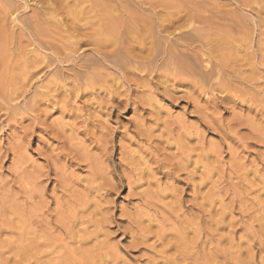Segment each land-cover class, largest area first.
<instances>
[{
    "label": "rangeland",
    "instance_id": "374dc122",
    "mask_svg": "<svg viewBox=\"0 0 264 264\" xmlns=\"http://www.w3.org/2000/svg\"><path fill=\"white\" fill-rule=\"evenodd\" d=\"M11 1L23 6L22 0ZM48 1L52 4L56 2L55 0ZM189 1L190 7L188 6L189 2L187 5L184 1L182 9H186L188 6L203 13V15L213 17L212 20L214 19L211 21L215 25L213 23L212 25L211 21L208 23L210 28L212 26L211 30L205 29L207 43L204 53L208 59L206 57L204 59H207L206 67L212 71L211 79L207 85L203 88L194 86L191 81L183 76H176V79L169 76L168 80L163 73L159 77L136 78L139 85L131 82L133 79L128 77L129 82H131L130 86L124 83L121 88L124 89L125 87L126 89L122 90L119 87L121 89V93L118 91L119 96L113 94V97L116 96L115 101L107 102L108 106H112V110L110 106L106 107L105 104L106 97H108L107 92L98 94L97 89L87 88L82 96L79 94L76 98L75 95L77 94L71 90L75 89L74 84L76 83L71 77L70 79H62L65 84L64 88L57 89L62 93L58 91L48 93L47 85H52L51 82L54 81L55 76L51 77L48 72L50 69L43 68L47 60H43L44 62L38 60V62L41 61L39 64L32 62V67L30 66L31 69L28 71L31 72L32 70L34 75L31 79L29 77L30 81L27 78L29 82L28 85L24 83L26 84L25 87L24 84L20 86L15 79L10 80L13 76L22 77L25 72L24 60L34 58L36 54H40L41 59L45 56H52V53L60 50L56 49L54 52L56 46L60 48L61 43H58L57 31L50 29L51 33L47 31L46 37L41 38L53 46L55 45V47L53 50L46 52L43 50V52L35 45L28 33L29 30L19 29L21 25L11 21L16 14L8 18L6 22H0V186L3 185L5 189L11 190V193L15 195L16 203L23 205V201L29 195H24L21 191L23 189L19 178L21 179L24 173L27 174H25L26 176L31 174L33 177L36 176L34 178H39L37 182H40V186L38 185L36 189L31 191L36 190V193H33L35 197L30 193L32 200L29 201V204L30 202L32 204L40 203L43 207L42 212L48 213V221L51 223L50 228L45 230H40L43 228L40 225H34L38 226V229L40 227L39 230L34 227L35 236L41 234L40 237H46V244L42 246L40 251L42 256H38L42 260L41 263L58 264L56 259L60 255L63 257L72 256L76 259L77 256H73L71 250L76 244L79 246L76 243L79 237H88L89 240L85 245H82V248L91 250L98 248L99 251H94V254L98 253L101 256H95L93 264H164L169 258L176 259L177 264H264V0ZM31 2L33 3L30 4V7L34 8L36 0H31ZM109 2L106 4H110V9L115 10V3ZM163 6L157 7L156 12L166 11V7ZM100 8L102 6L94 8L95 11L91 9L92 13L99 12L98 9ZM18 15L22 19L28 18L32 12L30 9L20 10ZM229 15H233L230 18H238L237 20L241 21L242 27L232 29ZM219 19L224 21H219ZM243 19L247 20L245 24ZM241 28L243 29L241 30ZM259 32L262 33V36ZM25 35L28 39L25 38ZM226 36L240 42L236 41L238 46L237 43L234 45L237 55H240L236 56L237 59L239 58L237 62L232 63L234 55L228 59V62L221 60L215 51V42H223L222 40L227 38ZM243 42L244 46L250 47L247 50L250 52L249 54L246 53L247 48L242 47L243 44L241 43ZM30 43L34 45H30ZM193 47L194 51L197 52L199 46L194 44ZM243 50L248 58L251 55L249 60L245 56L243 58L244 54L241 53ZM246 59L249 64L246 63ZM241 60L243 61L241 62ZM36 63L37 68H33ZM70 63L58 64V66L60 69H64L65 74L69 75L71 74L70 69L73 68ZM234 63L236 64L234 65ZM105 68L95 66L96 71L100 73L115 72V70ZM250 68L251 71L253 69L251 73ZM65 69L69 71L66 72ZM137 74L139 73L137 72ZM71 82L74 84H70ZM133 83L135 84L133 85ZM51 87L54 89L53 85ZM67 88L74 94L70 93L72 95L66 98L68 91H70ZM18 90L23 92H20L21 96ZM16 92L20 98L12 104L23 105L25 101H28L31 106H34L30 109L33 114H28L29 111L16 112L15 114L6 112L5 102H8V97L11 95L14 99L17 98ZM124 93L129 94L131 99ZM121 95L126 99L121 100ZM64 98L65 101H63ZM97 98H104L105 101L102 102L107 109H110L107 111L103 107V103L101 104L103 111L99 106L98 109L95 102ZM118 101L121 103L119 104ZM35 115L36 117H34ZM40 115L43 116L39 117ZM44 123L45 125H43ZM60 123L64 125L60 126ZM46 125H48L47 130L45 129ZM58 126L61 129L64 128L62 132L59 131L60 133L64 131L66 138L70 137L68 138L69 145H67L68 139L64 138L65 141L63 137L61 138L62 134H59ZM48 127L54 129V134L58 132V137L53 135V139V136L51 137L53 133H50L52 130L50 131L51 128L48 129ZM184 135L183 139L179 137ZM98 138L101 140L98 141ZM59 139H63L61 144ZM93 141H98L99 144ZM63 142H67L66 145ZM182 145L189 148L188 151ZM104 146L106 150H104ZM201 147L204 149L205 160H203L207 161L205 162L207 167L205 178L201 176L202 170L199 169V171L196 168L199 165L190 164L198 159V154L201 155V151H203ZM64 148H66L68 155L60 154ZM83 149L93 156L101 157V160L105 157L104 160L106 159L108 169L110 167L109 171L113 168L116 173L122 172V168L128 166H125L124 159L126 156L122 155V151L125 149L131 157L135 156V159L139 157L141 169L146 168L147 172L151 174L150 177H153L151 179L149 173L146 176L145 170V176L141 182L143 186L138 185L139 182L137 183L138 186H134V184L129 188L125 183L127 181L123 180L122 185H117V189H115L116 186L111 188L114 191L109 189L103 190L104 193L102 191L94 193L95 195L91 193L89 199H86L88 200L85 203L86 206L77 205L76 208L79 216L86 222L84 225L76 226L74 231L77 233L72 231L74 235H71L73 234L69 230L71 225L69 227L65 225L63 229L61 228L62 230L52 226H55L53 222L60 225L55 216L59 206L62 205L66 210L67 202L75 203L76 199H73L74 197L69 191V195L62 192L63 187H65L64 184L58 181L60 180L59 176L57 179L55 174L54 177L52 172L49 174V171L55 162L61 164V169L68 160L65 164L67 168L65 166L63 168V173L66 172L64 176H70V181L67 183L73 185L74 189L72 188V190L85 188L86 186H83L86 185L84 180L89 178L86 167L88 163L86 160V163L84 162V157L81 160L78 156L80 154H77L79 150ZM70 150L74 152L71 151L72 153L69 154L68 151ZM102 153H107L108 158L106 154L103 156ZM185 153L191 155L188 156V158H192L190 163L187 161L189 159H186ZM19 156L24 158L22 161V169L26 171L24 173L12 163ZM50 157L52 162L54 161L52 166L49 165L52 162L48 161ZM76 157H79L83 162L81 163ZM184 158L187 161L185 168L182 164ZM71 160L73 162H70ZM119 161L122 163L124 161V163ZM170 163L175 164H172L174 167L177 164L179 166L182 164L184 170L177 166L178 168H175L176 171H174ZM178 169L181 171L177 172ZM59 172L61 171H58L57 175H60ZM45 173L47 179L44 177L46 175L43 176ZM115 178L112 177L114 183H116ZM19 188L22 194L19 193ZM39 189H42V192ZM66 196L68 199H65ZM138 210L144 215L146 213L145 216H142L143 218L141 217V222H143L141 227L145 231L146 237L140 240L137 237L139 226H134L136 223L132 224L138 220L137 215H135ZM172 222L176 226L174 230L171 225ZM183 222L195 223L197 228L185 230L184 228L188 224H181ZM79 230H86V234L78 232ZM39 232L40 234H38ZM161 232L168 233V235L164 237L165 239L159 240L156 235ZM171 232H173L172 235ZM178 233L183 235V238L193 239L187 248L182 245L178 246V244L174 246V243L177 242L174 237L179 235ZM184 233L186 234L184 235ZM35 236L31 237L37 241ZM15 238L16 235L9 234L2 237V239ZM163 252L167 253L164 254ZM8 256H12V254L9 253ZM19 256L15 258H20ZM11 258L15 259L14 257ZM20 259L17 261L21 262ZM164 259L165 261L162 262ZM31 260L30 263H36H33V259Z\"/></svg>",
    "mask_w": 264,
    "mask_h": 264
},
{
    "label": "bare ground",
    "instance_id": "6f19581e",
    "mask_svg": "<svg viewBox=\"0 0 264 264\" xmlns=\"http://www.w3.org/2000/svg\"><path fill=\"white\" fill-rule=\"evenodd\" d=\"M55 1L56 2H53V4H52V3H49L48 0H38V1L36 0V2H35L36 5L34 6V8H31L30 4L33 3V2H31V0H22L23 6L15 3L11 0H0V22L2 21L4 23L7 21L8 18L13 17L14 14H16L12 18L11 21L14 23L17 22L18 24H20L21 26L19 29H22L24 31L29 30L28 33H29L30 37L35 42V45L37 46V48L41 49L42 51L45 50V52H46L47 50H53L55 47V45L53 46L52 44L42 40L43 38H41V37H44V38L46 37L47 31H50V33H51L50 29H54L55 32L57 31V34H58L57 40H58V43L59 42L61 43L60 48H57V46H56V48L54 49V52H56V51H58V52L52 53L53 54L52 56H45L44 55L45 57L41 59V55L36 54V56L34 55V58H30V59L26 58L27 61L24 60L23 65H24V71L26 73L24 72L22 77L21 76H18V77L13 76L10 79L12 81H13V79H15L16 82H18L20 86H22V84H24V83H27V85H28V82L30 81L29 77L31 79V77H33V75H34L32 73V70H31V72L28 70L31 69L32 62L35 63V62H38V60H42V62L47 60V62H45L46 64L44 65L43 68L50 69V71H48L50 76L51 77L55 76L54 81L51 80L52 81L51 84L53 85L54 89L51 87L52 85L51 86H49L50 84L47 85L48 93H51V92L55 93L57 91L62 93L61 91L57 90V89H63L64 88L65 84H64V82H62V79L63 80L65 78L70 79V77H71L72 79H74L73 82L76 83V84H74L72 82L70 83L72 85L74 84V86H75L74 90L71 89L75 94H77V95H75V97L78 96L79 94L82 96V94L86 92L87 88H90V89L92 88L94 90L97 89L98 90L97 92H99L98 94H102L104 92H107L106 94H108V97H106V102H105L106 107L110 106V105L108 106L107 102L112 103L113 101H115L116 96L117 97L119 96V92L121 93L120 90L122 89L121 88L122 85L124 86V83L125 84L127 83L128 85L131 84V82L137 83L138 80L136 78H139V77L141 79L143 77L145 78V76L159 77L160 74L162 75V73L165 75V77H167V79L169 78V76H172L174 79H176V76H181V77L183 76L188 81H191L194 86H199L202 88L205 85H207V83L209 82V79H211L210 76L212 75V71L208 67H206L205 62H207L206 60L208 59V57L206 56V53H204V51H205V47H206L205 44L207 43V41H206L207 36L205 33V29L209 28L211 30L212 26L210 28L208 23L212 20L213 17H210L206 14L203 15V13H200V12L194 10L193 8H189L191 5L189 0H183V1H180V0H158L159 2L155 1V0H106L107 2L110 1V2L115 3L116 9L115 8L114 9L116 11L113 10V8H111L112 9L111 10L109 7L110 4L107 5L106 1H105V3H103L104 0H55ZM184 1L186 2V4L189 2V5L187 4L189 7L187 6L186 9L185 8L182 9V6H184L183 5ZM193 1L194 0H192V2ZM165 3L167 5L163 6V4H165ZM103 4H106V5H103ZM186 4H185V6H186ZM99 6H102V8L98 9L99 12H96L93 14L91 9L94 10V8L96 9V7H99ZM159 6H163L164 8L166 7V9L168 11L163 10V11H161V13H157L156 8ZM246 6H247V4H246ZM111 7H113V6L111 5ZM27 9H30V11L32 12V15L28 16V18L22 19L18 14L20 13V10L24 11ZM162 12H164V13H162ZM218 15H219V13H218ZM230 16H233V15H229V21L232 23L230 25V27L232 29L242 27L240 25V24H242L241 21L237 20L238 18L234 19V18H230ZM222 20L219 19V21H222ZM212 21H211V24L213 23ZM263 21H264V19H263ZM243 22L245 24V22H247V20L245 21V19H243ZM242 29L243 28H241V30ZM244 30H245V28H244ZM259 33H260V35L262 34L261 32H259ZM54 34H56V33H54ZM246 34H244V35H246ZM22 35H24V34H22ZM216 36H217V34H216ZM213 37H215V36H213ZM249 37L250 36L248 35V38ZM25 38H27L26 35H25ZM28 41H30V40H28ZM217 41H219V40H217ZM222 41L223 42L219 41L220 43L215 42V44H214V48H215V51H216L218 57L221 60H227V62H228V59L234 55L233 56L234 59L232 58V60H233L232 63L239 61L238 60L239 58L237 59L236 56H240V55L239 54L237 55L236 50H234V49H236L234 45L237 43L236 41H238V40L237 39L234 40V38H232V37L231 38L227 37V38H224ZM194 44H196L197 47L199 46L197 52H195L193 49ZM241 44H243L242 47H245V49L247 48L246 46H244V42ZM30 45H34V44L30 43ZM236 45L238 46V43ZM245 45H246V43H245ZM248 46H250V45H248ZM240 47H239V49H240ZM249 48L250 47H248L246 49V53L248 52L247 50ZM56 49H60V50H56ZM87 50H88V53H86ZM241 53L244 54L243 58H244V56L245 57L248 56V55L246 56L244 50ZM249 53L250 52H248L247 54H249ZM249 56H250L249 58H251V55H249ZM205 57L207 59H204ZM235 58H236V61H234ZM249 58H248V60H249ZM242 61L243 60H241V62ZM39 62H41V61H39ZM39 62H38V64H39ZM69 62H71L70 64L73 66V68H71L70 71L67 70L71 73V74L67 75V74H65L64 69L59 68L58 64L62 65L63 63H69ZM224 62H226V61H224ZM246 63H247V59H246ZM42 64L43 63H41V65ZM235 64L236 63H234V65ZM247 64H249V63H247ZM234 65H232V66H234ZM252 65H250V66L253 67ZM95 66H100V67L103 66V67H106L107 69L115 70V72L100 73V72L96 71ZM34 67L37 68V63H36V66L34 64L33 68ZM65 71H66V69H65ZM252 71H253V69H252ZM252 71L250 68V73ZM137 72L139 74L140 73H142V74L139 75V74H137ZM217 73H215V74H217ZM128 77H131L130 78L131 80L133 79V80H137V81L132 80L131 82H129L130 79ZM27 78L29 81H27ZM58 79H59V81H58ZM135 83H133V85ZM136 85H139V84L137 83ZM25 86H26V84H24V87ZM119 87L121 89H119ZM67 89L70 90L69 88H67ZM124 89H126V88L124 87ZM124 89H122V90H124ZM15 90H17V89H15ZM71 90L68 91L69 93L67 92L68 95H66V92L64 90L66 98H67V96H69V95L71 96L72 94H74L73 92H71ZM20 92L21 91H19L18 93L21 96ZM126 92H127V90H126ZM18 93H17V96H18ZM21 93H23V92H21ZM70 93H72V94H70ZM35 94H37V93L35 92ZM46 94H45V97H46ZM113 94H116V96L114 95L115 97H113ZM125 94L126 93H124V95ZM128 95L126 94V96H128ZM20 96H18L17 98L15 97V99L13 98L12 95L8 97V102H5L6 107H4L8 114H10V113L15 114L16 112H23V111H25V112L29 111L28 114L32 113L30 109H32V107H34V106L33 105L31 106V103H29L28 101L27 102L25 101V103L23 105H19L17 103L15 105L12 104V102H14L16 99L20 98ZM120 97H121V100L124 99L123 98L124 96L122 97V95H121ZM128 98H129V96H128ZM6 99H7V97H6ZM129 99H131V97ZM65 100L66 99L64 98L63 101H65ZM103 100H104V98H97V100L95 101L97 105L96 104H94V105H96V107L99 106L101 108L102 105H104V103L102 102ZM33 101H34V99L32 100V102ZM61 102H62V99H61ZM127 102H128V99H127ZM118 103L120 104L121 101H118ZM91 105H93V104H91ZM99 107H98V109H99ZM103 107L106 108L105 105ZM110 107L112 110L113 109L112 106H110ZM102 109L103 108H101V110ZM108 109H110V108H108ZM108 109L106 108L107 111H108ZM101 110H99V112ZM11 116H12V114H11ZM42 116L40 115L39 117H42ZM34 117H36V115ZM44 119H46V118H44ZM36 124H38V123H36ZM62 124L60 126L64 125V124L63 125ZM43 125H45V123ZM47 126L48 125H46V128H45L46 130H47ZM60 126H58V132L59 131L62 132V130L64 129V128L61 129ZM49 128H51V127H48V129ZM53 128H55V127H53ZM51 130H52V132H50V133H53L54 129L51 128L50 131ZM74 130H75V128H74ZM70 131H72V130L70 129ZM58 132H57V134L56 133L51 134V137L53 135L54 136L57 135V137H58ZM60 132H59V134H62L61 138L62 137H63V139L64 138L65 139L70 138V137L66 138V136H65L66 134L64 135V131H63V133H60ZM182 135H183V133H182ZM54 136H53V139H54ZM57 137H56V139H58ZM179 137L182 138V137H185V135L179 136ZM59 138H60V136H59ZM87 139H88V137H87ZM17 140H19V139H17ZM62 140H60V144H61ZM99 140H101V139L98 138V141ZM71 141H72V139H71ZM67 142H68L67 145H69V139ZM67 142H65V143H67ZM93 142H96V141H93ZM97 142H96V144H97ZM98 144H99V142H98ZM73 145H75V144H73ZM73 145H71V147H73ZM94 146H95V144H94ZM106 146L108 147V145H106ZM68 147L70 149V146H68ZM182 147L185 149L187 148L186 146H183V145H182ZM66 148H64V150L66 152L63 149H61L64 152L59 151L60 154L61 153L66 154L67 153ZM103 148H104V150H106L105 146ZM188 149L189 148H187L186 151H188ZM201 149H202V147H201ZM73 150L75 151V149H73ZM83 150H79V153H77V154L81 155V156L78 155L81 158V160L83 159V157L85 158L84 159L85 163L87 161L88 165L86 167L88 168V172H89L88 177L89 178H85V180H84L86 182V183L84 182L86 185H83V186H86V187L84 188L82 186L83 188H79V190H77V189L72 190V188L74 189L73 185H71L70 183H67L70 181V179H69L70 176L68 174H67L68 176H64V174L66 172L63 173V170H64L63 168H64V166L66 167L65 164L68 160L66 162L63 160L65 162V164H63L64 166H63V168L61 167V169H62L61 170L60 169L61 164L60 165L57 164L59 162H57V163L55 162V164H54V161L52 162L51 157L48 158V161L52 162L50 164L48 162V164L50 166H52L53 164L55 165V167H54V165L52 166L54 168V170L52 168L49 171V174H51V172H52L53 173L52 175L54 176V174H55L56 178H57V176H59L60 180H58V181L62 182L65 186V187H63L64 190H62V192L65 194L67 193L68 195L70 193H72V195H73L72 197H74L73 199L74 200L76 199V201H74L75 203L67 202L66 210L63 208L62 205L59 206V204H57L59 206V210H57L55 212V216L57 218V220H56L57 223L60 225L54 224V222H53V225H55V226H52V227H56V228L59 227L60 229L61 228L63 229L65 225H67L68 227H69V225H71L69 227L70 228L69 230H71V233L76 232V231H74V228L76 226H81V225L85 224L86 220L84 219L85 221H83L82 217L79 216V212L76 208H77V205L83 207L82 205H85V203L88 202V200H86V199H89V195L91 193H93V194L94 193H100V191H102L104 193L103 190H109L115 186H116L115 189H117V187H118L117 185L120 186V184L122 183L123 180L127 181L125 183H127L126 185L129 186V188H130V186H133L134 184H135L134 186H136L137 183H139V182L140 183L138 185H140L141 182L143 181L142 179L145 176V173H146V176L149 173V172H147L146 168L141 169L142 167L139 165L141 159L138 160L139 157H137L135 159L134 158L135 156L131 157L129 155V153H127L125 151V149L122 151V155L126 156V159H124V161L126 162L125 166L128 165L131 168H129L128 166L127 167L124 166L125 168L124 169L122 168V172H118L119 174L116 173V171L113 168H112V170L109 171L110 167L108 169V164L105 162L106 159L104 160L105 157L102 158V160H101V157L98 158L97 156H93V155L89 154L90 152L87 153L85 149H83ZM104 150H102V151L104 152ZM181 150L183 151L184 149H181ZM202 150L203 151H201V155L198 154L199 155L198 159L196 161L195 160L192 161V163H190V160L192 158L191 159H190V157L188 158V156H191V155H188L185 153V155H187V158H186V156H185V158L189 159L187 161L190 164H195V166L199 165L196 168H198V170L199 169L202 170L201 176L203 178H205L206 173H207V171H205V169L207 168L205 162H207V161H204L205 160V158L203 156L204 149H202ZM71 151L72 150L68 151V153L71 154L72 152H74V151H72V152ZM5 152H7V151H5ZM104 154H106V156H107V153H102L103 156H104ZM66 155H68V154H66ZM100 155H101V153H100ZM70 157H68V158H70ZM79 157H76V158L78 160H80ZM76 158H75V160L78 161ZM107 158H108V156H107ZM170 158H172V157H170ZM23 159L24 158L22 156H19V157H16V159H14L12 162L13 164H15L17 166V168L21 169L22 173L26 172L25 169H22ZM49 159H51V160H49ZM120 159H122V158H120ZM186 159L184 160V163H182L184 165V168H185V165L187 164ZM81 160H80V162L82 163L83 161H81ZM124 161H123V163H124ZM70 162H73V161L71 160ZM142 162H143V160H142ZM85 163H84V165H85ZM120 163H122V162H120ZM134 163H136V165H134ZM170 164H171L170 166H172L173 163H170ZM179 164H177V166H179ZM173 165H175V164H173ZM181 165L179 166V168L183 167V165L182 166ZM13 166H11V167H13ZM177 166L176 167L172 166L174 171H176L175 168H178ZM46 167H48V166H46ZM13 168L15 169L16 167H13ZM184 168H182V169L184 170ZM57 170L61 171V172H59L60 175H57V172H58ZM145 170H146V172L144 173ZM168 171L170 172V170H168ZM179 171H181V170L178 169L177 172H179ZM62 173H63V175H62ZM25 174L26 173H24V175ZM175 174H176V172L174 173V175ZM24 175H23V177H21V179L19 178V181H21V183H22V189H23L21 191L24 193V195L27 194V196L28 195L29 196L27 199H25L23 201L24 202L23 205L16 203L15 195L11 193V190L5 189V187H3V185L0 186V264H11V263H13V264H18V263L19 264H32V263H30V262H32L31 259L34 260L33 263L36 262L34 264H44V262L41 263L42 260H41V258H38V256H42V255H40V251L43 248L42 246H44V244H46L45 243L46 237L45 238L43 236H41L42 238L40 237L41 231L38 233V234H40L39 236L36 234L38 237L35 236L36 231H34V227H36V226H34V225H40L43 228L40 229V227H39V229L45 230V229L50 228L51 223L48 221V213H46L45 211L42 212L43 207L41 206L40 203L38 204L35 202L34 204H32L30 202V204H29V201L32 200L30 193H32L33 196H34L33 193L34 192L36 193V190L34 192H31V191L33 189H36L38 187V185L40 186V182H37L39 180V178H34L36 176L33 177V176H31V174H29L30 176H26L27 174L25 176ZM44 175H46V173L43 174V176ZM148 175L150 177L151 174L149 173ZM39 177H40V175H39ZM44 177L46 178L47 175ZM54 177H53V179H54ZM112 177H116L115 178L116 183H114L112 181L113 180ZM151 177H153V176H151ZM202 177H201V179H202ZM147 179L149 180V178H147ZM19 181L17 180V183ZM101 181H102V183H101ZM150 181H152V180H150ZM145 183H147V182L145 181ZM148 183H150V182L148 181ZM1 184H3V183H1ZM156 184H158L157 181H156ZM61 187H62V185H61ZM42 189H39V191L42 192ZM111 190L114 191V189H111ZM19 191H20V188H19ZM21 191L19 193H21ZM64 191H66V192H64ZM68 191L70 193H68ZM142 192H144V191H142ZM140 194H141V192H140ZM96 195H98V194H96ZM145 195H147V194H145ZM62 196H63V194H62ZM36 197H38V196H36ZM93 197H95V196H93ZM99 197H100V195H99ZM63 198H65V197H63ZM65 199H68V197ZM90 199H92V198H90ZM57 200L59 201V199H57ZM65 203H66V201H65ZM81 209H79V210H81ZM137 212L138 213H136L135 215H137L138 220H137V222H136V220H135V222L132 220V222H134L132 224L136 223L134 226H136V227L139 226V228H138L139 233L137 234V237L140 240V239L146 237L145 231L141 227V225L143 223V222H141V220H142L141 217L145 216L146 213L144 215V213L139 212V210ZM135 215H134V217H135ZM50 216H51V214H50ZM87 219H88V217H87ZM75 223H77V224H75ZM87 223H88V220H87ZM181 224H188V223L183 222ZM171 225H172L173 230H174V228H176L175 223L172 222ZM186 226L187 227L184 228L185 230H188V228L190 230H194L195 228H197V224H195V223H191V224H188ZM52 227H51V229H52ZM36 228L38 229V226ZM36 228H35V230H36ZM135 230L137 231V229H135ZM85 231L86 230H83V231L79 230L78 232H81L84 234ZM43 232H45V231H43ZM172 233L173 232H171V235H172ZM6 234L14 235V236L16 235V238L15 239H2L3 235H6ZM164 234H165L164 232H161V233L157 234L156 237L158 236L159 240L165 239L164 237H166L168 235V233L165 234V236H164ZM185 234L186 233H184V235ZM71 235H74V233ZM31 236H35V238H37V241H35L34 238H32ZM174 238H176L175 240L177 241L176 243H174L175 244L174 246H176V244H178V246L182 245L185 248H187L193 241V239L189 240L187 237L183 238V235H180V234L175 235ZM88 240H89L88 237H85V238L79 237L78 241H76V243H78L79 246H77V244H76V246L73 245V243H74V241H73L72 245L75 246L76 248L73 247L74 249L72 248L73 250H71V249L70 250H71L72 255L73 256L76 255L77 258L74 259L72 256L63 257L60 255L56 259V261H58V264H93L94 263L93 262L94 257L95 256L101 257V256L98 253H96L97 255L94 254V251H96V252L99 251L98 248L96 250L82 248V245H85ZM134 240H132V241H134ZM6 253H8V255H9V253H11L12 256H8V255H6ZM165 253H167V252H165ZM18 255H20L19 257L21 259L15 258L16 256L18 257ZM7 256H8V258H7ZM4 257H6V258H4ZM9 257L10 258L14 257L15 259H12V258L10 259ZM17 259H20L21 262H18ZM161 259H162V257H161ZM164 261H165V259L162 262H164ZM166 263L167 264H177L176 259H170V258L166 259V262H164V264H166Z\"/></svg>",
    "mask_w": 264,
    "mask_h": 264
}]
</instances>
